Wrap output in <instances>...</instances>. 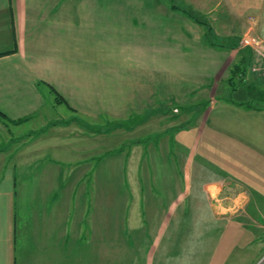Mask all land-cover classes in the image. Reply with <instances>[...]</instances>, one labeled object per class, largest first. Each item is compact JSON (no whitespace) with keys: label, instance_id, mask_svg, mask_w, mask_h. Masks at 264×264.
<instances>
[{"label":"crops","instance_id":"1","mask_svg":"<svg viewBox=\"0 0 264 264\" xmlns=\"http://www.w3.org/2000/svg\"><path fill=\"white\" fill-rule=\"evenodd\" d=\"M222 1L220 6L225 2L224 13L216 21H220L223 28L219 27L220 32L216 36L225 44L217 49L231 54V71L240 65L241 73L238 75L240 78L244 76V81L237 89L229 79L223 82L229 89H223L218 100L214 99L213 106L203 113L191 148L184 146L183 142L169 139L170 147L167 149L170 157L159 159V145L164 147L163 141L152 140L150 153L147 138L136 140L137 152H130L131 159L124 160V164L131 167V172L122 173L124 180L119 187L120 190L125 188L127 195L124 219L117 223V227L112 229L114 231L110 223L101 227L106 229L103 232L94 220L86 224V221L79 222L76 218L73 225L67 224L74 231L72 234L68 232L58 236L53 233L50 237L41 230L32 229L38 225L26 223L23 239H15L14 236L0 239V264H28V260L29 264H38L40 259L35 258L36 252L45 254L44 257L51 260L53 245L62 248L56 254L63 257L58 260L61 264L68 251L78 246L96 247L88 250L89 258L98 259L93 262L95 264H242L264 256V204L261 203L264 202V188L257 186V193H252L235 177L222 176V167L211 164L212 159L202 158L200 161L198 158L200 146L208 147L204 143L207 140L211 146L229 150L231 166L242 165L244 159L246 162L248 159H260L264 163V104L261 103L264 101V0ZM97 3L94 1L92 4L90 0H0V118L3 121L21 127L38 120L39 116L46 118L49 107L55 109L58 105L54 97L57 92H62L65 98L70 96L73 88L66 87L63 70L77 68L73 67L74 62L77 63V49H128V37L136 39V36H129L125 26L121 28L118 14L109 15V19L102 20L104 23L101 25L91 9L92 5L103 4L101 0ZM182 15L191 23L189 28L195 33L189 39L185 30L170 32V36L165 34L173 38V44H176L174 36L181 35L193 40L199 48L217 46L209 41L211 33L208 29H213L208 24L188 19L184 12ZM110 23L114 25L111 27ZM234 28L242 31V36L246 33L252 35L254 41L240 49L242 36L236 39ZM137 43L136 40L131 42L130 49ZM163 48L169 49V46ZM68 53L71 55L66 57ZM256 67L262 72H254ZM76 75V72L70 74V84L74 88L78 86ZM73 95L70 96L71 101H74ZM208 100L202 101L206 103ZM188 109L189 105L185 110L191 113ZM221 109L224 111L219 114ZM229 110L232 122L230 125L222 123L216 128L221 131L218 132L220 134L210 140L206 131L214 113L222 116L224 112L227 115ZM70 111L77 113L74 108ZM195 112L199 114L200 110ZM108 114L101 115L100 119ZM133 114H126L131 115V120L120 123L118 129L131 133L137 128L152 125L159 117V113L143 119L141 116L144 114ZM132 118L138 121L134 122L135 125L130 124ZM76 119L78 117L73 116L59 124L49 122L48 126L55 129L70 126L80 129L85 126L89 134H96L94 127L87 122L85 125L82 121L78 123ZM5 122L0 128L8 127L11 131ZM187 123L188 120L184 124ZM177 126L167 128L164 133L178 129ZM184 131L191 133L186 127L181 128V132ZM30 139L24 140L18 149L26 150L32 146V135ZM107 157H111V152ZM143 167L147 170L152 167L153 171L161 167V172L144 173L141 172ZM24 176L32 175L25 173ZM89 176V181L104 182L112 181L113 175ZM46 177L53 178V175ZM260 184L264 185V180ZM107 211L104 205V212ZM128 212L133 216L128 218ZM58 225L61 227L64 224ZM99 251L104 253L102 259L96 257ZM83 258L86 259L87 254Z\"/></svg>","mask_w":264,"mask_h":264},{"label":"rangeland","instance_id":"2","mask_svg":"<svg viewBox=\"0 0 264 264\" xmlns=\"http://www.w3.org/2000/svg\"><path fill=\"white\" fill-rule=\"evenodd\" d=\"M90 1L92 4L94 1L98 4L97 0ZM220 1L101 0L103 3L101 6L92 5L91 9L96 15V20L101 21V25L104 23L102 20L109 19V15L118 14L121 28L125 26L129 36H136V39L128 37V49H77L75 52L78 56L77 63L73 64V67L75 65L77 68L63 70L64 83L69 89L73 88L70 96L75 94L74 101H71L70 96L66 95L68 98H65L62 92L61 94L55 92V104L58 105H55V109L49 107L46 118L39 116L38 120L21 127L0 118V127L5 122L6 127L9 125L11 130L9 131L8 127L0 128V239L13 236L15 239H23L26 235L23 232L26 223L38 225L32 229L41 230L50 237L53 233L58 236L68 232L72 234L74 231L67 224L73 225L76 218L79 222L86 221V224L94 220L99 230L103 232L106 229L101 227L105 226V223H110L112 230L124 219L123 210L127 195L124 192L125 188L120 190L119 186L124 180L122 173L131 172V167L125 165L124 160L131 159V154L137 152L134 145L136 140L147 138L150 153L152 140L159 139V143L163 141L165 146L159 145V159L169 155L167 149L170 147L169 139L183 142L184 146L191 148L203 113L213 106V100H218L223 89H229L223 82L231 77L230 67L233 60L230 53L217 49L219 45L225 44L223 39H217L216 36L220 32L219 27L223 28L221 22L216 21L224 13L225 2L222 1L221 7ZM177 8L179 12L176 11ZM184 10L189 13L186 14L188 19L191 18L190 15L213 29H208L211 33L209 41L215 42L217 46H212L211 49H204V46L199 48L192 42L193 40H188L195 32L189 28L191 23L183 17ZM110 24L111 27L114 25ZM183 30L186 31L188 39L177 35L174 36L176 44H173L171 41L173 38L167 37L172 34L170 32L181 33ZM234 30L237 32L236 39L240 38L243 32L237 31V28ZM252 37L247 33L243 35L239 48L242 49L241 47L252 43L254 41ZM134 40L138 43L136 47L130 49ZM163 46H169V49H164ZM174 46L176 49H170ZM70 55L71 53H68L66 57ZM256 70L253 69L257 74L262 72L258 67ZM72 72L77 73L78 86L75 88L70 84ZM65 99L72 107L74 105L77 113L70 111L73 108ZM205 99H209V102L204 103L202 100ZM261 103L264 104V101ZM188 105L191 113L185 110ZM195 106L197 109L194 110ZM198 110L199 114L195 112ZM223 111L221 109L218 113ZM107 113L109 114L106 118L100 119L101 115ZM128 113L144 114L141 116L142 119L157 113L159 117L152 125L148 124L129 133L118 129L120 123L131 120V115L126 116ZM217 114L214 113L207 127L206 135L210 140L220 134L218 132L221 131L216 128L221 127L224 122L230 125L233 120L231 111L227 115L225 112L222 116ZM73 116L78 117L76 119L78 123L82 121L85 125L87 122L94 127L96 134H89L85 126L84 129L71 126L55 129L48 126L49 122L59 124ZM186 120L188 123L184 124ZM136 121L137 119L132 118L130 124L134 122L136 124L138 122ZM174 126L179 128L164 133V130ZM183 127L190 129L191 133L188 134L189 130L181 132ZM30 135L31 149L19 150L18 146L24 140H31ZM204 143L208 147L200 146L198 156L200 161L202 158L212 159L211 164L222 167V171L220 170L222 176L235 177L252 193H257V186L260 189L264 188V185L260 184L264 180L262 160L248 159L246 162L244 159L242 165L231 166L229 150L211 146L207 140H204ZM109 152L111 157L108 158ZM126 161L129 163V160ZM160 165L164 166L162 162ZM161 167L154 171L151 170L152 167H149V170L143 167L144 171L141 172L160 173ZM139 171L140 169L137 170ZM25 173L32 176L23 177ZM89 174L113 176L112 181L92 182L88 180ZM50 175H53V178L46 177ZM59 176L61 178L57 179ZM76 178L78 180L74 181ZM84 178L86 179L82 180ZM233 186L236 187L235 184ZM128 204L131 206L129 202ZM104 205L108 208L107 212H104ZM129 213L128 218L132 215ZM61 223L64 225L59 227L58 224ZM37 230L34 231V238L37 236ZM51 248L54 254L51 260L46 259L45 254L40 255L36 252L35 258L40 259L38 264H61L58 260L63 257H57L56 254L62 248L59 245H53ZM94 248L96 247H74L64 257L63 264H95L93 262L98 259L88 257V250ZM84 254H87L86 259L83 258ZM103 254L102 251L96 252V257L102 259ZM263 258L264 256L260 260H247L242 264H264ZM43 260L49 262L44 263ZM27 263L29 264V260Z\"/></svg>","mask_w":264,"mask_h":264},{"label":"trees","instance_id":"3","mask_svg":"<svg viewBox=\"0 0 264 264\" xmlns=\"http://www.w3.org/2000/svg\"><path fill=\"white\" fill-rule=\"evenodd\" d=\"M178 9V8H177ZM184 13L185 14H189L187 11L184 10ZM190 16V15H189ZM192 19H194L192 16H190ZM195 20V19H194ZM198 21V20H197ZM232 72V75L229 79V82L231 85H234V88L237 89L241 83L244 81V76H240L238 74L241 73V66L240 65H236L234 67V69L231 71ZM245 72V71H244ZM239 76V79L237 81H235L236 77ZM250 94L253 95V91H250Z\"/></svg>","mask_w":264,"mask_h":264}]
</instances>
